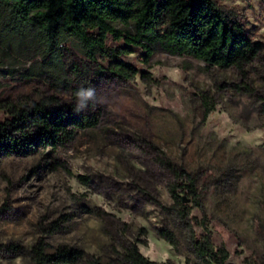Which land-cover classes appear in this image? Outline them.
<instances>
[{
    "label": "rangeland",
    "instance_id": "obj_1",
    "mask_svg": "<svg viewBox=\"0 0 264 264\" xmlns=\"http://www.w3.org/2000/svg\"><path fill=\"white\" fill-rule=\"evenodd\" d=\"M213 1L259 45L252 62L211 65L157 34L143 40L147 57L123 24V37L108 34L94 58L65 32L50 51L52 30L0 1V123L41 102L90 109L98 120L64 148L0 162V264H34L40 239L48 253L83 251L77 264H125L128 241L160 264H217L198 254L195 236H209L224 264H264V0ZM117 50L135 77L113 73ZM81 89L92 95L77 97ZM175 170L194 179L200 206ZM54 222L61 230L50 233Z\"/></svg>",
    "mask_w": 264,
    "mask_h": 264
},
{
    "label": "trees",
    "instance_id": "obj_2",
    "mask_svg": "<svg viewBox=\"0 0 264 264\" xmlns=\"http://www.w3.org/2000/svg\"><path fill=\"white\" fill-rule=\"evenodd\" d=\"M12 2L22 21L52 30L50 42L65 32L82 40L88 55L95 57V49L104 50L108 34L123 37L115 25L134 26L137 34H125L130 43L143 45L148 56L152 49L143 44L148 35L157 34L175 51L186 53L211 65L228 68L252 62L258 55L259 45L246 35L242 25L229 18L213 0H0ZM97 30L98 33H93ZM121 52L112 54L113 73L124 78H133L136 70L120 59ZM75 105L59 102L52 105L34 103L31 107L12 112V117L0 123V162L13 156L34 154L40 148L56 151L75 141L79 130L94 128L98 120L90 109L77 111ZM264 112V106H263ZM177 180L185 178L188 194L196 206H200L199 194L194 179L184 171H174ZM171 189L175 203L183 205L184 197ZM61 230L60 222H54L50 233ZM160 236L172 246L177 242L172 232L162 230ZM198 254L210 262L224 264L227 256L220 258L208 237L194 238ZM34 264H77L85 254L81 250L62 247L54 253L47 252V245L40 239L30 253ZM125 264H160L145 257L134 241L124 248ZM93 264H103L99 260Z\"/></svg>",
    "mask_w": 264,
    "mask_h": 264
},
{
    "label": "clouds",
    "instance_id": "obj_3",
    "mask_svg": "<svg viewBox=\"0 0 264 264\" xmlns=\"http://www.w3.org/2000/svg\"><path fill=\"white\" fill-rule=\"evenodd\" d=\"M77 97H90L92 95V90L91 89H81L76 93ZM79 108H77V111Z\"/></svg>",
    "mask_w": 264,
    "mask_h": 264
}]
</instances>
